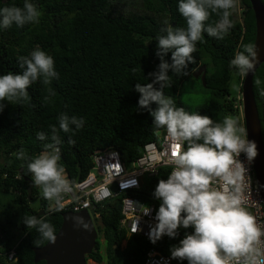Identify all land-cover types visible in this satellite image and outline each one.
<instances>
[{
  "label": "trees",
  "instance_id": "trees-1",
  "mask_svg": "<svg viewBox=\"0 0 264 264\" xmlns=\"http://www.w3.org/2000/svg\"><path fill=\"white\" fill-rule=\"evenodd\" d=\"M25 0H0V8L23 7ZM41 12L39 23L26 24L19 28H0V76L9 71L20 73L18 57L28 56L39 48L52 56L59 78L50 85L40 81L28 89L30 99L23 102L8 103L0 112V192L7 195L5 203L0 204V264H42L33 262L32 247L41 240L36 228L28 229L23 223L25 216H34L39 210L44 213L38 218L49 222L58 229L61 212L48 211L47 202L37 186L34 185L29 200L26 196V181L32 179L24 161L17 159L15 153L21 148L30 157L44 151L43 145L51 142V126L59 133L61 153L59 161L65 168L69 181L81 178L90 168V155L104 149L118 152L123 164L138 156L141 146L154 138L156 131L153 118L147 109L138 107L140 93L135 85L152 83L154 77L149 73L158 70L159 58L156 56L157 37L163 35L161 29L165 22L173 27L186 28V20L178 11L179 0H30ZM264 8V0H260ZM241 7L239 19L231 17L233 28L223 40L204 33L197 42L193 53L194 63L185 70L187 75L177 76L169 71L172 82L165 88V95L172 96L177 107L188 113L206 115L214 122H222L226 116H234L235 93L240 91L241 78L229 62L241 44L252 43L254 35L253 14L248 0H239ZM219 16L213 13L206 23H215ZM165 59L171 63V53ZM205 66L204 88L209 91L207 102L193 109L187 108L178 99L181 82L200 65ZM234 78L235 86L230 81ZM262 84L254 85L255 79ZM264 80V62L254 71L251 87L261 127L264 149V130L261 117V95ZM154 87L159 88L156 84ZM51 88L54 95L50 94ZM152 109L156 108L153 104ZM83 118L84 126L73 132L59 130V116ZM38 132L45 133L49 139L40 141ZM71 137L75 145L68 143ZM185 147L187 145L185 144ZM22 167L23 176L18 173ZM167 167H160L155 176L143 177V183L136 191L139 200L159 208L161 201L153 195L159 180L167 175ZM77 178V179H78ZM37 200L34 208L31 202ZM5 206V207H4ZM120 199L113 198L104 203L96 229L103 238V254L99 251L100 242L86 259L95 264H143L145 253L153 248L159 254L169 256L170 248L178 245L185 232L181 229L176 239L164 236L152 243L149 239L126 234L119 226ZM125 240L121 247L120 243ZM12 249L14 259H8ZM173 264H187V261L171 259Z\"/></svg>",
  "mask_w": 264,
  "mask_h": 264
},
{
  "label": "clouds",
  "instance_id": "clouds-1",
  "mask_svg": "<svg viewBox=\"0 0 264 264\" xmlns=\"http://www.w3.org/2000/svg\"><path fill=\"white\" fill-rule=\"evenodd\" d=\"M239 0H179L178 11L185 18L187 27H173L165 22L164 33L157 37L156 56L159 58L158 70L149 73L154 77L152 83H137L135 90L140 93L138 107L147 109L153 118V128L159 133L165 130L171 141L178 146L187 145L172 153L173 170L167 180H159L154 197L161 201L156 213L157 224L152 228V243L165 235L176 239L180 229L185 232L178 245L170 248L171 259L187 264H264V226L258 223L246 205L243 195V167L237 160L241 154L252 162L258 156L257 143L249 140L246 129L238 119L226 116L222 122H214L206 115L188 113L177 107L172 96L165 95L164 89L172 82L169 71L177 76L187 75L185 71L194 63L193 53L197 42L204 33L223 40L233 28L231 17L236 12ZM215 13L219 20L206 23ZM41 12L30 0L23 7L0 8V28L8 29L13 24L22 28L26 24L39 23ZM230 60L229 67L237 70L240 76L255 71L258 62L257 46L242 43ZM171 53V63L165 57ZM19 69L14 74L9 71L0 76V112L8 103L23 102L30 99L28 89L40 81L50 85L59 78L54 59L43 50L36 48L28 56L18 57ZM158 84L159 88L154 87ZM260 79L254 80L259 87ZM49 93H55L51 88ZM264 96V89L260 91ZM155 104L156 108L152 109ZM59 130L64 133L79 130L84 126L83 118L59 116ZM51 142L43 145L44 151L30 157L21 148L15 153L17 159L27 162V172L31 174L35 186L42 190L44 198L54 202L56 211L64 207V197L72 188L65 178V168L59 163L61 144L55 125L51 126ZM40 141L48 140L43 133L36 134ZM68 143L75 145L69 137ZM23 223L36 228L41 240L55 243L57 236L54 227L36 216H25ZM77 227L87 228L80 217L75 218Z\"/></svg>",
  "mask_w": 264,
  "mask_h": 264
},
{
  "label": "built area",
  "instance_id": "built-area-1",
  "mask_svg": "<svg viewBox=\"0 0 264 264\" xmlns=\"http://www.w3.org/2000/svg\"><path fill=\"white\" fill-rule=\"evenodd\" d=\"M262 89H264V80ZM260 104L264 130V96H261ZM233 108L236 110L240 125L243 126L240 91L235 93ZM181 148L186 149L185 145L178 146L173 143L166 131L161 129L159 133L154 131V138L145 142L141 146L140 154L127 164L122 163L118 152L114 149H104L92 153L90 155L91 166L88 171L76 181L68 180L72 190L65 195L62 210H85L91 221L92 219L99 220L100 210L104 203L113 198H119V226L125 229L127 235L133 234L149 240L151 230L157 224L156 213L159 208L139 200L136 191L143 183V177L157 175L160 167L168 168L165 177L167 180L173 170L172 153L180 151ZM237 160L244 170L245 206L256 216L258 223L264 226V204L255 179L252 162L247 161L243 154L237 157ZM64 175L68 179L66 172ZM0 177L4 178L5 173H1ZM46 202L48 211L55 210L54 202L48 200ZM7 258L14 259L12 249L8 251ZM143 264H173V262L169 256L159 254L153 248H149L145 253Z\"/></svg>",
  "mask_w": 264,
  "mask_h": 264
},
{
  "label": "water",
  "instance_id": "water-1",
  "mask_svg": "<svg viewBox=\"0 0 264 264\" xmlns=\"http://www.w3.org/2000/svg\"><path fill=\"white\" fill-rule=\"evenodd\" d=\"M253 14L254 35L253 41L257 46L258 62L255 69L264 62V8L260 0H248ZM253 72L242 76L240 83L241 106L243 116V127L246 129L249 140H254L258 147V156L252 161L255 179L259 187L264 204V149L261 138V127L256 104L253 97L251 79ZM205 66L202 64L192 71L193 77H198L202 85L204 82ZM27 162H23L25 165ZM18 173L23 176L22 167ZM77 176L74 181L77 180ZM27 185L25 188L27 199L33 187V181L23 176ZM44 213L39 209L34 216L38 217ZM61 222L56 230L57 239L55 243L45 241L40 247L33 248V261L43 260L44 264H86L85 256L90 254L95 246L97 232L93 222L85 210L63 211L60 214ZM82 218L88 225L87 228L77 227L75 218Z\"/></svg>",
  "mask_w": 264,
  "mask_h": 264
},
{
  "label": "rangeland",
  "instance_id": "rangeland-1",
  "mask_svg": "<svg viewBox=\"0 0 264 264\" xmlns=\"http://www.w3.org/2000/svg\"><path fill=\"white\" fill-rule=\"evenodd\" d=\"M240 13H241V8L239 9V7H237L236 12L233 14L234 18L239 19ZM234 84H235L234 78H232L230 81L231 87H234L235 86ZM208 98H209V91L208 89L204 88V86L201 83L200 78L189 76L181 82V85L179 87V92H178V99L187 108L193 109L194 107L207 102ZM233 118H236L239 121L237 114H234ZM38 188L40 191H42L40 187ZM6 197L7 195L5 193L0 192V204L1 202L5 203ZM31 205L34 208H37L38 201L37 200L32 201ZM97 221L98 220L96 219H92L94 227L96 226ZM96 232H97L96 238L100 242L99 251L103 254V238L101 236V233L97 231V229H96ZM124 243H125V240H122L120 243V246L122 247ZM86 264H95V262H93L90 259H86ZM98 264H103V261Z\"/></svg>",
  "mask_w": 264,
  "mask_h": 264
},
{
  "label": "flooded vegetation",
  "instance_id": "flooded-vegetation-1",
  "mask_svg": "<svg viewBox=\"0 0 264 264\" xmlns=\"http://www.w3.org/2000/svg\"><path fill=\"white\" fill-rule=\"evenodd\" d=\"M40 246H42V245H40ZM40 246H37V247H40ZM33 248H35V247H32V249H33ZM32 252H33V250H32ZM40 261L42 262V264H44V261H43V260H39V261H36V262H40ZM33 262H34V261H33Z\"/></svg>",
  "mask_w": 264,
  "mask_h": 264
}]
</instances>
